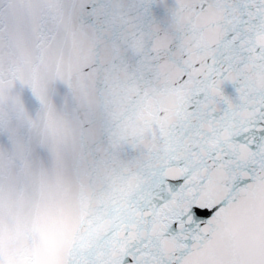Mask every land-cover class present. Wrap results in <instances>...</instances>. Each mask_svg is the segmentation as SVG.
I'll return each mask as SVG.
<instances>
[{"label": "snow or ice", "instance_id": "1", "mask_svg": "<svg viewBox=\"0 0 264 264\" xmlns=\"http://www.w3.org/2000/svg\"><path fill=\"white\" fill-rule=\"evenodd\" d=\"M66 16L128 41L122 101L132 120L155 116L124 148L134 164L101 205L110 227L67 264H264V0H8L0 49L26 30V62L56 68L76 38L62 39ZM20 80L39 94L35 73Z\"/></svg>", "mask_w": 264, "mask_h": 264}, {"label": "water", "instance_id": "2", "mask_svg": "<svg viewBox=\"0 0 264 264\" xmlns=\"http://www.w3.org/2000/svg\"><path fill=\"white\" fill-rule=\"evenodd\" d=\"M55 2L67 10L73 0ZM61 33L62 39L72 33L76 38L64 43L65 59L56 68L47 63L33 69L26 62L34 54L26 30L12 50L0 49V81L16 75L0 86L4 264H67L76 248L94 244L111 224L101 214L107 191L134 164L124 148L141 122L155 118L145 110L130 119L122 101L127 40L105 38L94 25L69 16ZM32 73L39 94L20 80ZM146 103L154 106L156 98ZM47 120L55 132L46 130Z\"/></svg>", "mask_w": 264, "mask_h": 264}]
</instances>
